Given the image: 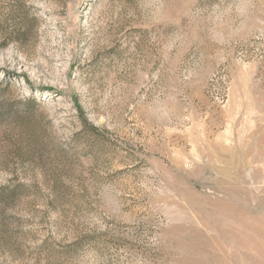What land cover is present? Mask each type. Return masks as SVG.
<instances>
[{"label":"rangeland","instance_id":"rangeland-1","mask_svg":"<svg viewBox=\"0 0 264 264\" xmlns=\"http://www.w3.org/2000/svg\"><path fill=\"white\" fill-rule=\"evenodd\" d=\"M0 264H264V0H0Z\"/></svg>","mask_w":264,"mask_h":264}]
</instances>
